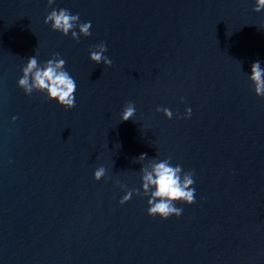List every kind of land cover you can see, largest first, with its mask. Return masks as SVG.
<instances>
[{"label": "water", "instance_id": "water-1", "mask_svg": "<svg viewBox=\"0 0 264 264\" xmlns=\"http://www.w3.org/2000/svg\"><path fill=\"white\" fill-rule=\"evenodd\" d=\"M255 7L0 0V264H264V99L250 80L254 62L264 68V11ZM53 9L90 21L91 35L53 31ZM101 43L111 67L90 60ZM56 55L77 85L72 110L18 86L29 58L43 66ZM129 102L135 121L124 122ZM169 158L195 173L196 202L163 220L148 215L141 169Z\"/></svg>", "mask_w": 264, "mask_h": 264}, {"label": "clouds", "instance_id": "clouds-1", "mask_svg": "<svg viewBox=\"0 0 264 264\" xmlns=\"http://www.w3.org/2000/svg\"><path fill=\"white\" fill-rule=\"evenodd\" d=\"M55 0H48V5L51 7ZM260 13L264 11V0H256V7L253 9ZM45 24H50L52 30L62 33L67 37L71 33L73 40L79 42L80 36L89 37L91 35V22L81 23L79 15H73L67 9L59 11L53 9L47 16ZM79 28V33L75 30ZM107 47L101 43L90 49V60L96 64H103L107 67L112 66V60L105 53ZM66 61L54 56L49 59L43 66L39 65L36 56L28 59L26 67L22 69L23 76L18 81V86L24 93L31 97L34 92L46 93L51 101L57 102L65 110L75 108V93L77 85L71 75L65 70ZM250 80L254 85L255 94L257 97L264 99V68L261 67L259 61L254 62L251 66ZM158 112L162 111L164 115L171 120L173 113L167 108H158ZM122 120L135 121L136 106L133 102H129L123 112ZM192 110L188 108L186 114L182 118H191ZM15 117L13 120L15 121ZM146 154H142L139 162L145 161ZM142 172V195L149 197L148 199V215L155 218L160 217L163 220H168L170 217L179 219L183 214V208L177 207L179 204L193 205L196 200L195 173L183 172L181 166H173L171 159L160 161L151 160L146 166L141 169ZM95 180L101 181L106 176L104 167H99L95 171ZM134 195H141L140 190H128L127 194L121 199L120 204L124 205L131 201Z\"/></svg>", "mask_w": 264, "mask_h": 264}]
</instances>
